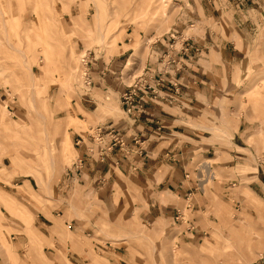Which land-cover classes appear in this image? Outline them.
Masks as SVG:
<instances>
[{
    "label": "rangeland",
    "instance_id": "obj_1",
    "mask_svg": "<svg viewBox=\"0 0 264 264\" xmlns=\"http://www.w3.org/2000/svg\"><path fill=\"white\" fill-rule=\"evenodd\" d=\"M161 5L164 7L156 9L151 0H0V231L4 234H0V255L3 264H74L70 259L76 261L75 254L60 253L55 260L45 255L47 239L34 223L40 212L51 215L55 209L56 215L64 214L56 218L60 228L55 224L52 231L64 235V219L77 205L73 203L75 206L72 204L64 212V207L52 196L62 171L78 157L75 141L79 133L85 137L92 133L100 138L98 125L104 128V120L108 123L124 115L133 116L134 112L141 114L147 96L171 97L161 86L171 80L167 75L180 78L196 53L204 56L207 47L199 39L204 40L207 30L215 31L216 37L212 32L211 40L218 44L230 38L227 22L202 18L203 10L197 0H167ZM136 7L142 15L135 14ZM192 21L196 23L193 26ZM227 44L233 47L231 42ZM233 52L232 56L239 60L240 54ZM260 52L250 56L263 62L247 72L245 66L239 70L237 67L241 65H229L228 77L235 78L236 85L226 87L237 109L249 113L248 119L257 130L249 136V142L256 146L254 156H264V59L260 58L264 57V49ZM169 84L174 87V93L181 94L180 83ZM157 129L160 135L165 128ZM111 135H105L106 140ZM121 135H112L110 145L122 147L128 153L129 147ZM67 140L72 141L76 152L71 151L66 158L63 151ZM133 140L141 146L147 137L135 135ZM138 149L141 150L139 146ZM51 156L55 158L56 171H53ZM213 160L196 156L193 175L196 177L200 167L204 177L207 176L204 164L211 163L216 179H220L222 176ZM253 162L257 167V161L253 159ZM26 177H31L36 188L27 182L17 185L18 179ZM213 179L208 177L204 182L206 194L216 184ZM18 189L22 193L26 189L30 192L25 197L18 194ZM185 207L180 209L187 219L191 215ZM137 214L138 211L133 213L129 224L133 234L118 233L109 225L113 221H109L94 231L96 236L85 235L84 239L89 238V246L96 254L87 264L114 262L106 251V242L128 244L132 257L125 264H236L233 260L237 253L235 238H243V234L233 231L234 235L225 237L217 230L208 238L203 236L202 240L188 244L178 227L172 233H160L158 248H155L154 240L144 229L146 222H141ZM23 222L22 230L29 240L17 253L14 235ZM162 239L168 245H163ZM244 240L247 243L249 238ZM65 247L68 248L66 243Z\"/></svg>",
    "mask_w": 264,
    "mask_h": 264
},
{
    "label": "crops",
    "instance_id": "obj_2",
    "mask_svg": "<svg viewBox=\"0 0 264 264\" xmlns=\"http://www.w3.org/2000/svg\"><path fill=\"white\" fill-rule=\"evenodd\" d=\"M197 2L203 10L202 18L227 22L230 38L218 44L211 40L213 34L216 37L215 31L207 30L204 40L199 39L200 44L207 47L204 56L196 53V58L182 70L180 78L167 75L171 80L161 86L171 97L147 96L141 114L127 113L120 120L108 123L104 120V128L101 129L102 124L98 125L103 142L92 133L87 137L79 133L75 141L78 157L65 172L62 171L52 196L64 207V212L73 203L77 205L64 219V235L52 231L54 225L59 224L56 218L64 213L56 215L53 209L51 215L40 212L35 218L37 230L47 239L44 252L49 259L55 260L60 253L65 255L66 252L76 255V261L70 259L74 264L92 262L96 254L89 246V238L84 239L85 235L96 236L94 231L109 221H113L109 225L118 233L133 234L129 224L133 213L138 211L141 222H146L144 229L154 240L155 248H158L160 233H172L178 227L181 228L179 234L188 244L202 240L203 236H212V231L220 230L225 237L236 231L244 236L235 238L234 262L264 264V168L258 162L255 167L253 159L256 161L258 155L254 156L253 150L256 146L249 142L250 134L257 130L248 119L249 113L240 112L234 97L226 92V87L236 85V79L227 74L230 64L241 65L237 67L239 70L245 66L247 72L263 62L250 54L260 55V49H264V0ZM221 35L225 38L223 33ZM228 42L233 47H228ZM211 47L216 48L212 50ZM231 52L240 54L239 60ZM244 57L245 61H241ZM260 58L264 59L263 56ZM171 81L180 83L181 94L173 92ZM160 126L165 129L158 135L156 131ZM118 133H122L120 138L129 147L128 153L122 147L110 145L112 135ZM108 134L112 135L106 140ZM135 135H145V144L140 146L134 142ZM138 146L141 150H137ZM196 156L213 158V165L222 176L220 179L213 177L216 184L208 194L197 187V170L196 177L193 175ZM51 165L56 171L53 156ZM26 182L36 188L31 177L18 179L16 183ZM120 190L123 193H118ZM20 193L25 197L28 195L18 189ZM183 206L190 218L185 219V213L180 209ZM177 212L181 218L176 217ZM19 227V232L14 235L17 253L29 240L22 230L24 222ZM0 234L4 235L1 231ZM245 237L249 238L247 243ZM162 240L163 245H168L167 240ZM105 248L114 260L109 258L111 264H125L132 257L125 242L116 245L106 242ZM0 257V264H3ZM22 258L27 259V256Z\"/></svg>",
    "mask_w": 264,
    "mask_h": 264
},
{
    "label": "bare ground",
    "instance_id": "obj_3",
    "mask_svg": "<svg viewBox=\"0 0 264 264\" xmlns=\"http://www.w3.org/2000/svg\"><path fill=\"white\" fill-rule=\"evenodd\" d=\"M166 2L167 0H151V3H153V4H155L156 5V9H160V8H163L164 7V5H161V2ZM135 14H138L139 13V16L140 15H142V13L140 14V9L138 8V7H136L135 8ZM72 60V59H71ZM70 60V61H71ZM37 112H38V114H40L43 118H45L46 117V114H42L41 112H40V110H37ZM77 121V120H76ZM77 122H79L78 124L79 125H82V122H80V121H77ZM72 123H74V120L72 121ZM75 124V123H74ZM261 131V130H260ZM262 134V133H261ZM99 138V137H98ZM97 138V139H98ZM71 144H72V141H70V140H67L66 141V144H65V146H64V151H63V153H64V155H65V157L67 158L68 156H69V154H70V152L72 151V153H74V152H76V150L74 149V148H72V146H71ZM61 147V146H60ZM67 153V154H66ZM64 155H63V157H64ZM204 166L205 167H207V176H205L204 177V175H203V171L201 172V173H198V175L199 176H201V174L203 175V178H204V181H206L207 180V178L208 177H215V175H214V173H213V171L211 170V167H212V165H211V163H205L204 164ZM201 169V168H200ZM202 170V169H201ZM1 236H3V235H1ZM3 239V238H2ZM4 240V239H3ZM262 243V242H261ZM215 248V247H214Z\"/></svg>",
    "mask_w": 264,
    "mask_h": 264
},
{
    "label": "built area",
    "instance_id": "obj_4",
    "mask_svg": "<svg viewBox=\"0 0 264 264\" xmlns=\"http://www.w3.org/2000/svg\"><path fill=\"white\" fill-rule=\"evenodd\" d=\"M91 82H92V80H91V78H90V80H89L88 83L91 84ZM98 139H99L101 142H103V140H102V139H103L102 135H100V138H98ZM256 161L259 163V165H261V166L264 167V156L258 155V156L256 157ZM197 170H198V171H197L198 173H201V172H202V170L200 169V167H198ZM196 181H198V182H197V183H198V186H199L198 188L201 189V190L203 191V190H204V182H205V181H204V178H203V175L201 174V176H198L197 179H196ZM176 217H177V218H181L182 216L180 217V213L177 212V213H176Z\"/></svg>",
    "mask_w": 264,
    "mask_h": 264
}]
</instances>
